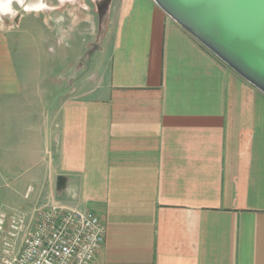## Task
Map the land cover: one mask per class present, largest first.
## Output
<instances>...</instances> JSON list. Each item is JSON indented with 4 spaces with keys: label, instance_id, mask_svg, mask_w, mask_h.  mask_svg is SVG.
Instances as JSON below:
<instances>
[{
    "label": "crops",
    "instance_id": "obj_1",
    "mask_svg": "<svg viewBox=\"0 0 264 264\" xmlns=\"http://www.w3.org/2000/svg\"><path fill=\"white\" fill-rule=\"evenodd\" d=\"M18 4L0 16V212L98 213L92 264H264V94L152 0Z\"/></svg>",
    "mask_w": 264,
    "mask_h": 264
},
{
    "label": "built area",
    "instance_id": "obj_2",
    "mask_svg": "<svg viewBox=\"0 0 264 264\" xmlns=\"http://www.w3.org/2000/svg\"><path fill=\"white\" fill-rule=\"evenodd\" d=\"M0 264H92L104 248L103 218L60 202L0 212Z\"/></svg>",
    "mask_w": 264,
    "mask_h": 264
},
{
    "label": "water",
    "instance_id": "obj_3",
    "mask_svg": "<svg viewBox=\"0 0 264 264\" xmlns=\"http://www.w3.org/2000/svg\"><path fill=\"white\" fill-rule=\"evenodd\" d=\"M264 94V0H152Z\"/></svg>",
    "mask_w": 264,
    "mask_h": 264
},
{
    "label": "bare ground",
    "instance_id": "obj_4",
    "mask_svg": "<svg viewBox=\"0 0 264 264\" xmlns=\"http://www.w3.org/2000/svg\"><path fill=\"white\" fill-rule=\"evenodd\" d=\"M14 1L20 4L24 3V0H0V16L6 13L12 14L14 12V8L12 7Z\"/></svg>",
    "mask_w": 264,
    "mask_h": 264
},
{
    "label": "rangeland",
    "instance_id": "obj_5",
    "mask_svg": "<svg viewBox=\"0 0 264 264\" xmlns=\"http://www.w3.org/2000/svg\"><path fill=\"white\" fill-rule=\"evenodd\" d=\"M25 1H26V3H28V2H34V3H40V4H45L46 3V1L47 0H24V3H25ZM48 1H52V0H48ZM13 6H14V8L18 11V13H22V12H24V7H21L16 1L13 3ZM28 8H30V7H33V4H28V6H27ZM0 243H1V245H2V242H1V240H0Z\"/></svg>",
    "mask_w": 264,
    "mask_h": 264
}]
</instances>
